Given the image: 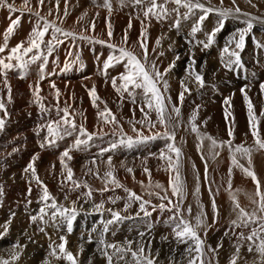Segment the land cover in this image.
<instances>
[{
	"label": "bare ground",
	"instance_id": "obj_1",
	"mask_svg": "<svg viewBox=\"0 0 264 264\" xmlns=\"http://www.w3.org/2000/svg\"><path fill=\"white\" fill-rule=\"evenodd\" d=\"M202 2L209 5V0H202ZM9 3H14L17 11H9L7 7H0V44H3L5 31L11 21L19 19L20 22L14 33L8 38V47L11 48L17 43L27 40L30 32L37 23V17L34 13L38 8L37 0H30L31 12H29L27 6L24 5V0H9ZM97 3L102 4L103 0H68V15L65 17L63 14L64 0H61L59 8L60 18L57 19L55 0H51L50 3L46 0L45 5L40 9L41 16H47L49 20H55L57 25L65 30L83 33L88 37L94 38V40L92 42L80 39L72 40L71 38L65 40L64 43L53 52L52 56L49 57L48 64L44 69L45 79L43 80H40V61L30 65L27 72L23 75H21L18 69L8 72V82L11 85V103L7 102L8 89L4 86L3 77L0 76V97H3L9 112V115L6 118L4 131L0 132V187L3 188V196L0 197V201H2V205H0V222L4 221L1 218L2 214L4 215L5 212L7 213L4 216L5 219L9 218L7 217L8 215L12 217L11 214L15 213V216L12 218L21 217L22 220L25 219L28 221L30 220V215L36 214L42 206L37 203L41 190L36 186L35 182L32 183L31 196L28 195V176L24 173V169L31 161L33 155L39 153V159L36 161L38 175L47 185L50 193L56 197L59 203L68 206H70L72 200H78L77 207L80 209V214L73 221V230L71 233L67 232L66 225L60 224L59 226H56L53 225L51 221L47 225V229L49 230V233L52 234L53 240L56 244L60 242L58 240V237L60 236L58 235H65L68 240L67 247L74 254L78 252L79 245L83 244V252L79 253L78 256L80 264H88L89 259H91L93 263L95 256L98 257L100 254L98 252V233L102 228L100 222L102 219L106 220L110 218V214L107 212H104L103 216H101L94 211L93 205L100 203L101 201L105 202V209L111 208L113 210L121 211L123 215L133 217V219L124 220L118 225L110 226V230L105 236L108 242H123L126 238L129 239L131 235H138L141 231L148 232L149 235L147 237L151 235L152 237L157 236L158 238L162 235H173L172 229L164 223L171 213L167 211L161 212L157 209L152 212L151 217H144L143 213L137 217L135 214L139 211L138 203H133L127 212H123L127 197L123 188H115L114 191L101 193L98 190L104 187L102 180L96 178L93 174L85 175V166L93 167L90 164V161L93 157L99 158V155H95V153L101 152V149L109 148L113 141L118 140L120 138L121 129L125 138L131 136L135 140L137 132L133 131V126L129 121H139L142 119L139 103L135 105L132 104L127 97V93L124 94V99L122 101L120 95L112 87L111 78L118 77L119 74L124 71L123 65L117 64L114 67L109 68L107 70V76H105L104 63L111 54L112 49L107 46V43L95 42L103 40L112 44L121 45L122 38L127 30L129 45L137 55L142 56V50L137 43L141 33V21L144 20L142 10L133 5L132 0H123V4L121 3V0H112V12L109 15L108 10L103 7H97ZM236 3L239 5L242 13H250L252 16L264 19V0H252V4L256 5L255 7H253L248 0H236ZM209 6L220 7V0H210ZM168 7L171 10L175 5L169 4ZM223 7H233L232 0H223ZM49 8H52V15L50 16L48 15ZM179 11L180 15L172 12L163 20H157L153 17L150 20L144 21V27L147 30V44L150 61L156 60L158 67L163 71L167 68V64H170L175 59L176 54H179L181 57L177 62L178 68L174 67L165 77L169 84V90L166 95L171 96L172 103L177 105H179L178 95L182 91L181 84L178 83V81L183 80L185 78L184 76H186L184 74L185 69L182 71L181 66L182 68H186L189 61L190 50L195 53L197 70L203 71L205 86L208 83L211 84V82H214H210V78L214 77L211 74H215L214 72L219 68L221 70L220 74H225L222 75L223 77L227 74L228 76L231 74L230 71L222 69L223 67L221 66V63L218 62L219 64H216L211 58L208 60L211 50L215 51V48H218V46L221 50L233 34L237 33L239 29L245 27L241 22L244 19L242 15L239 19L229 17V19H227L228 22L226 20L224 22V27L216 34L215 43L211 46L213 48L202 51L201 47L195 44V41L205 40L206 34L217 26L219 17L215 13L209 14L208 18L202 25V31L196 33L195 37H193L190 35L193 26V19H195L194 22H196L201 13L196 11L189 18L185 19L183 18V14L186 10L181 8ZM97 13H99V15H97ZM61 20L63 21L62 23ZM177 20H179L178 28L175 27ZM93 22L95 23L94 31L91 27ZM129 22H131V28H129ZM163 22L168 26L167 29L171 28V30H173L171 31L170 39L167 37L170 31L167 35H163V32L161 31L163 30ZM109 24L111 25V30L113 32L111 41H109L107 35ZM170 25H172V27H169ZM254 26L256 29H263L264 23L257 21L254 22ZM180 31H183V33ZM253 32L252 29L246 36L245 44H259V41H256L255 39L256 37L252 38ZM180 33L182 34L179 35L180 37L178 40L180 41H178V43L176 42L177 39H175V37L177 38L176 35ZM254 34L256 33L254 32ZM48 38L49 37L46 36L45 39L47 40ZM158 39L160 40L159 46L156 44ZM252 44L251 47L253 46ZM179 46H181V48ZM153 49H155V51H152ZM254 50L256 53H254ZM252 51V54H254L252 55V58L254 59L252 65L245 61V58L242 57L243 52L241 53V59L244 66L243 68H237L242 72L239 79L233 80L229 83L225 82L227 79H224L223 81V77H217L218 75L215 76L216 84H223L224 86L223 90L225 95H223V97H225V100L228 99L230 101V108L222 102V99H217L218 103H216V100L213 101V98L216 97L214 94L211 95V92L206 90V87L199 88L195 82H192L193 85L191 86L194 87V93H192V96L194 97L197 95L198 97H201H199L198 102L196 101L197 103H195V105H192L189 102L185 103L187 100L184 99V106H182L183 108L181 109V119L186 115L184 117L185 125L193 110H195L200 104L202 106H199L196 120L200 129H202V131L205 130L206 133H209L216 138H226L228 137V129L230 126L229 120L231 119V117L229 120L225 119V111L227 109L232 113V117H234L235 120L234 138L236 137L237 139L236 143L253 144V137L249 129L247 106L244 100V95L241 92V88L248 86L245 90L255 106L256 115L260 120L261 131L264 132V116H260V113L264 111V93H261L260 90V84L263 83L261 82V79L264 78V45L257 48L252 47ZM161 52H163V55H159ZM6 54L7 53L3 55ZM200 58H203L201 62H199V60H201ZM165 61L168 63L166 64ZM181 62H183V64ZM65 63L71 65L66 71L64 70ZM175 75H177L176 77H178V81H176ZM247 77L249 79H247ZM38 80H40V87L42 89L40 95L45 98L43 103L47 107H52L56 104L54 90L50 87L51 82L54 81L57 88L62 93L59 107L63 108L65 102H67L68 105H71L70 111L74 113L77 125L83 124L89 133H100V135L94 136L93 140L89 142L87 147L81 146L80 150L74 149L71 152L73 159L71 161H66L73 169L74 179L86 181L93 189L91 199H87L83 196V193L87 192V189L83 186L73 191H69V189L72 188L70 183H65L63 187L61 185L63 178L61 176L60 156L65 149L70 148L74 144L78 135V129L71 136H65L63 139L57 140L52 146H45L43 149L40 147V143L44 140L47 132L45 129L40 132L39 136H37L36 130L39 126L46 124L49 119H57L58 117L55 108H52L50 113L42 114L38 105L33 102L34 96L32 89H30L29 86L33 85L34 87ZM227 81H229V79ZM93 85L96 86V91L100 98L96 102L98 107L93 106L88 93V89ZM208 87H211V85ZM219 89L221 90V88ZM211 90L212 89H210V91ZM229 92H232L230 93L231 95H229ZM211 97H213L212 100L210 99ZM140 99V96H138L137 100L140 101ZM105 104L107 105V108L111 110V113L115 115L118 124L104 123L103 118L98 117V112L104 109ZM133 109L135 111H133ZM0 116H3L2 112H0ZM151 119L153 121L156 120L155 112L151 113ZM135 127L140 129L144 135H152L153 132L163 131V128L159 125L152 129L153 132H145L147 127H141L138 123ZM114 131L117 133L116 135H113ZM104 133H106V135H104ZM178 140L182 142L181 146L187 150V159L185 160L187 165L184 170L188 176H185V184L188 186L186 187L187 195L183 206L186 210L187 207L191 205L193 213H198L199 211L207 212L206 222L208 225L210 223V225L214 226H212L213 229L209 232V245L218 251V253L213 256L218 258V254L224 256L229 253L228 257H231L235 252L234 245L237 242L236 236L233 235V232L239 234L243 231L245 235H247L249 234L250 229L232 228L231 230H226L229 232L223 230L225 227L224 224H229L231 220L236 218V213L232 211L233 203L230 191L233 190L231 193L236 196L240 206L251 212L257 207L249 199V196H252L255 193L253 192L255 186L249 184L251 181L245 178V174L242 170L233 167L231 176L232 187L231 190H229L228 169L231 167V162H226L225 159H223L224 155L222 156V153L220 160L219 158L213 160L209 155V144L207 143L204 144L202 150L204 155L208 158L207 179H205V163L204 160L201 159V152L197 150L198 140L195 134L191 132L189 124L186 126L183 124L177 129L175 142H178ZM218 140H220V138ZM148 142L150 144L148 146L145 142L133 143L131 147L120 145L113 151V156H115L113 159V165L115 166V175L117 179L128 189L139 195H143L144 199H149L145 194L147 191H161L154 187L156 183H159L165 189H168L169 178L171 175V173L166 170L167 162L159 159V149L157 154L156 152H151L149 155L145 153L148 152V149L152 146L155 147V142L153 140H149ZM13 149L17 150L13 151ZM223 152V154H225L227 151L224 150ZM92 153H94V155H92ZM90 155L92 159H90ZM172 155L173 158H175L174 154ZM82 157L87 158L82 161ZM106 157H108V154ZM119 157L120 161H118ZM121 157L127 158L126 160H123ZM106 159L103 160L106 161ZM147 159L149 160L148 164L146 161ZM122 162L127 167H132L134 172L129 173L126 171V167H121ZM240 162L246 167L248 166L247 160H241ZM97 163L102 175L103 172L107 170L106 164L100 163V160H97ZM149 163L151 166H149ZM252 165L255 172L259 175V178L264 181V152L262 150L253 152ZM145 166L151 171V184L153 186L151 188H149V176L143 171ZM159 166H161L163 170H161ZM152 167L153 169L156 167V170L154 171ZM95 170L96 169L93 168V172H95ZM226 170L227 172H225ZM197 177H199L200 185L198 196L195 194ZM141 181H143V185H141ZM241 184H246V187L240 188V191L237 192L236 187ZM219 187H224V189ZM210 188L211 193L209 191ZM213 192L218 195H214L217 210L219 212L218 216L214 214L212 209ZM65 194L69 196L67 201L64 199ZM168 194L171 195L170 190ZM115 196H119L121 199L117 200L115 204L110 203L108 198ZM193 196L197 197L196 208H194L195 205H192V202L195 201L193 200ZM28 200H31L32 203L28 204ZM86 200L87 202H85ZM151 200L153 204L160 203L155 196H152ZM199 205H203L205 210L201 209ZM148 210L151 211V207H149ZM193 213L192 217L194 218ZM214 218L215 223H213ZM149 225H151L150 229ZM94 228L97 229L96 232L92 231ZM201 230L203 234H205V229L201 228ZM207 230L206 232H208ZM18 231H20V229ZM28 231L27 234L30 237L33 236L31 240L27 238L28 240L23 242L18 240L13 241V237L16 234L12 237V234L10 233H7L6 236L0 238V256L3 253V250H6L4 257H7L13 246L19 242V244L25 248L22 247L19 249L20 257L19 260L16 261V264H35V262H38V264H44L47 256L44 254L43 257L41 253L44 252L43 249H46L49 245L46 246L41 242L38 243V240H34L36 239L34 233L31 235L29 234L32 230L30 229ZM113 231L115 232V235L112 234ZM219 233L226 236L224 242L219 241ZM225 233L228 234L226 235ZM89 234L92 236L91 242H88ZM48 254L49 252H47V255ZM256 255L255 252L249 253L247 251V242H245L244 247L241 248V259L238 264H254L251 261L257 259ZM101 256L102 255H99V257ZM222 256L219 257L218 261H223ZM103 258L105 260V263L103 264H108L106 258ZM53 259L54 258L50 259L51 264L54 262ZM61 260V263L65 261L63 259ZM172 260H175L176 264H186V258L183 256L166 259L163 263L169 264ZM259 260L261 261V259ZM258 264L260 263L258 262Z\"/></svg>",
	"mask_w": 264,
	"mask_h": 264
},
{
	"label": "snow or ice",
	"instance_id": "obj_2",
	"mask_svg": "<svg viewBox=\"0 0 264 264\" xmlns=\"http://www.w3.org/2000/svg\"><path fill=\"white\" fill-rule=\"evenodd\" d=\"M50 3L51 0H48ZM252 4V0H248ZM46 0H37V8L34 15L37 17V23L30 32L26 41H21L17 43L14 47H8V38L14 33L17 25L19 24V19L12 20L10 25L7 27L4 34L3 44H0V76L3 77L4 86L8 89L7 102H12L11 96V85L8 82V72L18 69L23 75L27 72L30 65L40 61V80L45 79L44 69L48 64L49 57L52 56L53 52L64 43L65 40L71 38L72 40H89L92 42L94 38L88 37L83 33H76L74 31L65 30L59 27L55 20H49L47 16H41L40 9L45 5ZM61 0H55V9L57 13V19L60 18L59 8ZM123 4V0H121ZM133 5L141 8L144 20L141 21V33L137 41L140 49L142 50V56L137 55L128 43L127 30L122 38V44H112L107 41L99 40L95 41L98 43H107V46L112 49L111 54L108 56L104 63V74L107 76V70L114 67L117 64H122L124 71L119 74L118 77L111 78L112 87L120 95L121 100L124 99V94L127 93V97L130 99L132 104H138L140 106V112L142 113V119L139 121H129L133 126V131L137 132V137L134 140L133 137L125 136L120 133V138L113 141L109 148L101 149L99 153L100 163L106 164L107 170L101 175L99 171V165L97 163V158L90 161L93 167H86L85 175L93 174L96 178L101 179L104 183V187L99 189L101 193L107 191H114L115 188H123L127 194L126 202L123 208V212H127L133 203L139 204V211L136 212V216L139 217L143 213L144 217H151L152 212L159 209L161 212L167 211L171 213L164 223L172 229V234L177 243L185 244L187 247L184 250L183 256L186 258V264H206L205 253H204V240L201 239L200 230L205 229V235L207 234L206 229L211 227L207 224V217L204 211H199L196 216L192 217V206L189 205L185 210L183 207L184 200L186 199V185L181 176L180 168L182 167V150L175 144L176 131L182 125L181 120V106L185 99V93L191 94V89L189 88V83L195 82L199 88L205 86V78L202 70H197V61L195 59V53L190 50L189 61L186 65L185 71L186 76L181 80L182 91L178 95L179 105L172 103L171 96L166 95L169 90L168 81L165 77L172 71L176 66V61L180 60V55L176 54L175 59L169 64L167 68L163 71L158 67L156 60L149 59V48L147 44V30L144 27V21L155 18L157 20H163L167 18L170 13L174 12L180 15V9H185L183 18L187 19L193 15L196 11H199V15L196 22L191 28L190 35L195 37L196 33L202 31V25L204 21L208 18L209 14L215 13L218 17V23L215 28H213L209 33L206 34L205 40H196L195 44L201 47V50H207L215 43V37L218 32L224 27V22L229 19V17L240 18L241 15L244 19L241 21L245 27L239 29L237 33L233 34L229 41L220 51V63L221 66L226 71H233L237 68H243V62L241 59V53L245 48V38L251 32L254 22L264 23V19L260 17L252 16L250 13H242L236 0H232L233 7H223V0H220V7H214L206 5L202 0H132ZM174 4L175 7L171 10L168 5ZM24 5L27 6L29 12L32 11L30 7V0H24ZM97 7L106 8L109 15L112 12V0H103L102 4L97 3ZM255 7V4H252ZM0 7H7L9 11H17L14 3H9V0H0ZM64 16L68 15V0H64ZM48 15H52V8H49ZM99 15V13H97ZM139 18V17H137ZM63 21L61 20V23ZM92 30H95V23L91 25ZM175 27H179V20L176 21ZM129 28H131V22H129ZM108 38L111 41L113 32L111 30V25L108 27ZM49 37L47 40L45 39ZM157 46L160 45V40L156 41ZM152 51H155L153 49ZM7 53L6 55H3ZM163 55V52L159 53ZM69 63H65L64 70L70 68ZM40 80H38L33 87L30 85L34 96V103H36L41 111V113H50L52 108H55L57 113V119H49L46 124L41 125L36 130L37 136L40 132L46 129L47 135L44 140L40 143V147L43 149L45 146H52L57 140L63 139L65 136H71L78 129V135L75 139L74 144L64 150L60 156L61 163V185L64 186L65 183H70L72 188L69 191H73L80 187L87 189V192L83 193V196L87 199H91L93 194V189L86 181H79L74 179L73 169L69 166L66 161H71L73 159L71 152L75 150H80L81 146L87 147L89 142L93 140L94 136L100 135V133H89L83 124L77 125L75 120V115L71 109V105L65 102L63 108L59 107L60 97L62 93L57 88L55 82H51L50 87L54 90L56 104L52 107H47L43 100L45 99L40 95L42 89L40 87ZM245 88H241V92L244 95V100L247 106L248 122L251 135L253 137V144L246 145V143L234 144V130H235V120L232 117V113L226 109L225 119L229 120V129L227 140H217L210 134L202 133L200 131L199 125L196 123L199 106L193 110L191 116L188 119V124L190 125L191 132L196 134L198 143L197 150L201 152V159L205 163V179H207L208 171V158L203 153V146L205 140L209 141V155L215 160L219 155L217 149L227 148L231 157V167L228 169V189L231 190V176L233 167L241 169L244 174L251 178L255 184V193L249 196V199L257 207L251 212L247 211L245 208L240 206V203L236 196L231 193L230 196L233 203L232 211L236 213V218L231 220L230 224L233 228H244L250 229L249 234L245 235L243 231L239 234L233 232L236 236V244L234 245L235 252L233 256L229 259V264H238L241 259V248L244 247V243L247 242V251L249 253L255 252L261 257L260 264H264V181H262L255 172L252 165V155L254 151L264 150V136L261 135L260 120L258 119L255 106L252 103L250 97L247 94ZM139 90V91H138ZM261 93H264V83L260 84ZM89 97L92 100L93 106L98 107L96 102L100 99L96 86L93 85L88 89ZM140 96V101L137 97ZM225 104L230 108V101L225 100ZM133 111H135L133 109ZM0 112L3 116H0V132L4 131L6 118L9 115L8 109L4 102L3 97H0ZM155 112L156 120L151 119V113ZM62 113V115H61ZM260 116H264V111L260 113ZM98 117L103 118L104 123L118 124V121L111 110L105 107L102 111L98 112ZM140 124L141 127H147L150 131L159 125L163 128V131H156L152 135H144V133L135 127L136 124ZM206 123V122H205ZM117 133L114 131L113 135ZM106 135V133H104ZM163 139L166 141L165 148L159 153V159L167 162V171L173 173L169 178L168 189H165L161 184L156 183L155 188L161 191L153 192L147 191L145 194L149 199H144L143 195H139L136 192L125 187L117 179L115 175V166L113 165V158L111 155L107 157V160L102 159L105 152H111L117 149L120 145H125L131 147L133 143H140L152 139ZM17 149H13L16 151ZM175 158H173V155ZM39 159V153L33 155L31 161L28 163L27 167L24 169V173L28 176V195L32 194V183L35 182L36 186L41 190V194L37 200L38 204L42 206L39 208L38 212L34 215H30V220L33 223L37 221L40 222L38 230L40 232H45V226L51 223L53 225L59 226L60 224L66 225L67 232L71 233L73 230V221L80 214V209L77 207L78 200H72L70 206L61 204L54 197L47 185L38 175L36 161ZM241 160H247L248 166L245 167ZM54 167V166H53ZM121 167H126V171L133 173L134 169L132 167H127L124 163H121ZM195 167V166H193ZM95 168V172H93ZM66 170V176H65ZM143 171L149 176V188L153 187L151 184V171L146 166ZM143 185V181L140 182ZM111 186V187H110ZM169 190L171 195H169ZM211 193V188L209 189ZM237 192L240 190L237 189ZM200 192L199 177H197V185L195 189V194L198 196ZM3 196V188L0 187V197ZM155 196L160 203L153 204L151 197ZM175 198V199H173ZM258 198V199H257ZM64 199L67 201L69 196L65 194ZM121 197H109L108 201L115 204L117 200ZM87 202V200L85 201ZM28 204L32 201L28 200ZM104 201L96 203L93 205L95 212L103 216L104 212L110 214L109 219H102V228L99 231L98 239V251L100 254L106 258L108 264H159V249L153 252L151 241L145 240L146 233L141 231L138 233V239H128L126 238L123 242H108L105 238L106 234L110 230V226L118 225L124 220L133 219L132 216L123 215L121 211L113 210L111 208L105 209ZM2 205V201H0ZM151 207V211H149ZM201 209L203 205H199ZM212 208L216 216L219 215L217 210L216 201L213 195ZM12 217L15 213L11 214ZM47 218V219H46ZM215 223V219L213 221ZM11 224V218L6 221L3 225H0V238L7 235L9 231V225ZM151 225H149V229ZM96 232L97 229H93ZM115 235V232L112 233ZM226 235L228 233H225ZM28 239L31 240L29 236ZM51 240V237L49 238ZM162 240H167V236L161 237ZM92 236L89 234L88 242H91ZM59 243H50L49 256L59 261L61 259L65 260L67 264H80L78 259L79 253L83 252V244L79 245L78 252L74 254L69 248L68 240L65 235L59 237ZM22 245L17 242L12 250L9 252L7 257L0 256V264H15L19 260L20 251ZM111 250V251H109ZM215 252L216 249H211ZM45 264H51L50 260H46ZM88 264H92L91 259H89ZM171 264H176L175 260L171 261ZM210 264V261L208 262Z\"/></svg>",
	"mask_w": 264,
	"mask_h": 264
},
{
	"label": "rangeland",
	"instance_id": "obj_3",
	"mask_svg": "<svg viewBox=\"0 0 264 264\" xmlns=\"http://www.w3.org/2000/svg\"><path fill=\"white\" fill-rule=\"evenodd\" d=\"M195 21V19H193V24L195 23L194 22ZM227 22H228V20H227ZM168 25V24H167ZM174 26V25H173ZM162 27V26H161ZM167 27L168 26H166L165 24H164V22H163V30H161L162 32H163V35H167L168 34V32L170 31V33L168 34V36L167 37H169L168 39H170L171 38V31H173V30H171V28H169V29H167ZM169 27H172V25H170ZM182 27H184V26H182ZM165 28V29H164ZM186 29V28H185ZM253 31L256 33V34H254V32H253V37L252 38H255L256 39V41L258 40L259 41V44L258 45H256V44H252L253 46L252 47H254V48H257V47H262L263 45H264V28L262 29V28H258V29H256L255 28V26H253ZM166 30H168V31H166ZM256 30V31H255ZM259 30V31H258ZM184 31V30H183ZM183 31H180V32H182L183 33ZM263 31V32H262ZM182 33H180V34H178V35H176L177 36V38L175 37V39H177V41L176 42H178V41H180V40H178V38L180 37L179 35H181ZM258 33H260V34H258ZM262 34V35H261ZM261 36V37H260ZM165 37V36H164ZM167 37H165V38H167ZM230 39V38H229ZM245 41H246V39H245ZM179 43V42H178ZM251 44H245V48H244V50H243V54H242V57L243 58H245V61H247L249 64H251L252 65V62H254V59L252 58V55H254V54H252L253 53V51H252V47H251ZM180 45V44H179ZM182 46H183V43H182ZM180 48H181V46H179ZM249 47V48H248ZM211 48H213V47H211ZM246 48H248V49H246ZM210 49V48H209ZM217 49V50H216ZM256 50V49H255ZM254 50V53H256V51ZM217 53H216V52ZM215 51H213V50H211V54H210V56H208L209 58H208V60L211 58V60H213L216 64H219L220 63V48H219V46H218V48H215ZM246 53H245V52ZM210 52V51H209ZM217 54V55H216ZM212 55V56H211ZM213 58V59H212ZM201 60H199V62H201L202 60H203V58H200ZM178 61H176V66L175 67H177V65H178V63H177ZM219 62V63H218ZM165 63L167 64L168 62L167 61H165ZM182 64H183V62H181ZM169 66V64H167V67ZM178 68V67H177ZM181 69H182V71L185 69V67H183L182 68V66H181ZM223 70H225L224 68H222ZM218 72V73H217ZM220 72H221V70H220V68L217 70V71H215L214 73L215 74H211L212 76H214L213 78H210V82L211 81H214V82H211V84L210 83H208L206 86H204V87H206V90H208L209 92H211V95H215L216 97L215 98H213V97H211L210 99L212 100V98H213V101H215L216 100V103H218V100L217 99H222V102L223 103H225V97H223V95H225V92H224V90H223V88H224V86H223V84H220V85H218V84H216L217 82L215 81V79H216V75H218L217 77H223L222 75H225L224 73H221L220 74ZM231 72V74L228 76V74L226 75V76H224L223 77V81H224V79L226 80H228L229 79V81H225V82H231V81H233V80H236V79H239L240 78V75H241V71L240 70H238V69H235V70H233V71H230ZM229 72V73H230ZM173 73V72H172ZM176 74V73H175ZM184 74L186 75V71H184ZM239 74V75H238ZM253 74H254V72H253ZM177 75H175V79H176V81H178V77H176ZM249 76V75H248ZM185 77V76H184ZM255 77H256V75H255ZM247 79H249L248 77H247ZM180 80V79H179ZM256 80V79H255ZM181 81H178V83H180ZM261 82H263L264 83V78H262L261 79ZM213 83V84H212ZM191 85H193L192 83H189V88L191 89V94H188V93H185V100H187L185 103H187V102H189L190 104H194L195 105V103H197L198 102V99H199V97H201V96H197V95H195L194 97L192 96V93H194V87H192ZM211 85V87H208V86H210ZM217 88V89H216ZM219 88H221V90L219 89ZM241 88V87H240ZM210 89H212L211 91H210ZM223 94H222V93ZM230 93H232V92H229V95H231ZM218 94H219V96H218ZM221 95V96H220ZM219 97H221V98H219ZM197 101V102H196ZM199 104V103H198ZM222 104V103H221ZM182 106H184V104L182 105ZM181 106V109L183 108ZM199 106L201 107L202 105H200L199 104ZM186 116V115H185ZM185 116H183L182 117V125L184 124V126H186L187 124H188V122L186 123V125H185ZM263 117V116H262ZM262 120V119H261ZM261 129V128H260ZM147 131H150L148 128L147 129H145V132H147ZM200 131L202 132V133H206V131L204 130V131H202V129H200ZM151 132H153L152 131V129H151ZM154 133V132H153ZM193 133V132H192ZM264 132H262L261 131V135L263 136L264 134H263ZM193 134H195V133H193ZM207 134H209V133H207ZM195 136H196V134H195ZM212 137H214V138H216L215 136H213V135H211ZM218 139L220 138V140H227V138L229 139V137H226V138H221V137H217ZM216 138V139H217ZM217 139V140H218ZM154 142H155V147L154 146H152L151 148H149L148 149V152H145L147 155H149L151 152L152 153H155L156 152V154L158 153V149L161 151L162 149H164L165 148V144H166V141L165 140H163V139H160V138H157V139H152ZM149 141V140H148ZM148 141H144L145 143H146V145L148 146V145H150L149 144V142ZM176 141V140H175ZM207 140H205V142H204V144L205 143H207V144H209V141H207ZM237 142V139H236V137L234 138V140H233V143L234 144H239V143H236ZM179 143V144H178ZM175 144H178V145H176L177 147H180L181 148V150H182V153H183V155H182V167L180 168V172H181V175H182V178H183V180H184V182L186 183V181H185V178L186 177H188L187 176V174H186V171L184 170L185 168H186V159H187V157H186V152H187V150H185V148H183V146H181V144H182V142L181 141H179L178 140V142H175ZM246 145H252V144H246ZM161 148V149H160ZM227 151V152H225V154H223L224 152L223 151ZM184 151V152H183ZM217 151L219 152V154L220 155H218L216 158H219V160H220V158H221V153H222V156L224 155V158L223 159H225V161L226 162H231V158H230V154H229V152H228V149L225 147V148H223V149H217ZM221 151V152H220ZM263 152H264V150H262ZM208 152H209V149H208ZM98 153H100V152H96L95 153V155H99ZM107 154H108V156L109 155H111V156H113L114 154H113V151H111V152H105L104 154H103V158L102 159H106L107 157ZM185 154V155H184ZM226 154H227V156H226ZM92 155H94V153H92ZM147 155H146V157H147ZM106 158H105V157ZM220 156V157H219ZM88 157V156H87ZM86 157V158H87ZM89 157H91V155L89 156ZM88 157V158H89ZM99 157V156H98ZM226 157V158H225ZM86 158H84V157H82L81 159H82V161H83V159L85 160ZM95 157H93V159H94ZM97 158V157H96ZM113 159L115 158V156H113L112 157ZM122 158V157H121ZM126 158L127 157H123L122 159L123 160H126ZM228 158V159H227ZM90 159H92V157L90 158ZM97 160H100V158H97ZM107 160V159H106ZM118 161H120V157H119V159H118ZM147 161V164H148V159L146 160ZM162 163V162H161ZM243 164V163H242ZM149 166H151V164L149 163ZM246 167V166H245ZM159 168L161 169V170H163L162 168H161V166H159ZM152 169H153V167H152ZM239 169V168H238ZM154 171L156 170V167H154V169H153ZM239 170H241V169H239ZM169 172V171H168ZM225 172H227V170L225 171ZM171 175H174L173 173H171ZM258 175V174H257ZM186 176V177H185ZM258 177H259V175H258ZM168 178H169V173H168ZM245 178H247V180H250L251 181V183H249L251 186H255V184H254V182L251 180V178L250 177H248V176H246L245 175ZM186 185V184H185ZM188 186V185H187ZM186 186V187H187ZM243 187H246V184H241V185H239L238 187H236V189H240V188H243ZM219 188H221V189H224V187H219ZM220 189V190H221ZM254 189H255V187H254ZM254 189H253V192H255L254 191ZM231 191H233V190H231ZM226 192V191H225ZM214 193V192H213ZM192 194V193H191ZM186 195H187V192H186ZM213 195H215V196H218L217 194H213ZM192 196V195H191ZM194 197V198H193ZM192 198H193V200H195V201H193L192 202V205L194 206V208H196V199H197V197L196 196H193ZM184 203H185V201H184ZM184 207V206H183ZM185 209V208H184ZM203 210H205L204 208H202ZM213 209V208H212ZM205 212V211H204ZM193 213V212H192ZM7 213L5 212V214L3 215L2 214V220H4V221H2V222H0V225H3L6 221H8L10 218H11V224L9 225V231H8V233H10V234H12V237L14 236V234H16L14 237H13V241H20V242H23V241H27L28 239V237L27 236H29L28 234H27V232H29L28 230H32V231H30V235L31 234H33L34 233V235H35V237H36V239H34V240H38L39 242L38 243H42L43 245H50V243H52V242H55L54 240H53V236H52V234L51 233H49V230L47 229V226H45V232H40L39 230H38V228H39V226H40V223H39V221H37L36 223H33L32 221H30V220H25V219H21V217H15V218H12V217H10L9 215L7 216V217H9V218H7V219H5L4 218V216L6 215ZM197 213L196 212H194L193 213V216L195 217V215H196ZM206 216H207V212H206ZM216 218V217H215ZM214 218V219H215ZM25 220V221H24ZM27 221V222H26ZM15 224V225H14ZM24 224V225H23ZM230 224V223H229ZM229 224H224L225 225V227L223 228V230H231L233 227H231V225H229ZM209 225H210V223H209ZM27 226V227H26ZM213 225H211V227L210 228H207L206 230L208 231L207 233L208 234H206V236H205V234H203V232H202V230H200V236L201 237H203V238H201V239H205L204 240V253H205V261H206V264H208V262L210 261V264H229V257H228V255H229V253H227V254H225L224 256H222V254L221 255H219L218 254V258H215L213 255L214 254H216V253H218V251L216 250L215 251V253L213 252V251H211V249H215V248H212L210 245H209V239H210V237H208L209 236V232L213 229V227H212ZM11 227H13V228H11ZM14 229V230H13ZM20 229V231H18V230ZM34 230V231H33ZM0 231H2V229H0ZM18 232V233H17ZM21 232V233H20ZM139 232V231H138ZM145 232V231H144ZM226 232H229V231H226ZM146 233V232H145ZM27 234V235H26ZM167 234V233H166ZM201 234H203V235H201ZM149 235V233L147 232L146 233V237ZM168 235V234H167ZM219 241H222V242H224L225 241V239H226V236L225 235H222L221 233H219ZM58 236H61V235H58ZM163 236H166V235H162L161 237H163ZM173 235H169V236H167L168 237V239L167 240H162L161 239V237H158L157 238V236L156 237H152L151 235L149 236V237H145V240L146 241H148V240H150V241H152V243H151V245H152V249H153V252H155V250H157V249H159V264H162L166 259H172V258H176L177 256H183V254H184V250H185V247H187V245H185V244H180V243H177V241L174 239V237H172ZM205 236V237H204ZM33 237V236H32ZM31 237V238H32ZM51 237V240L49 239ZM40 238V239H39ZM221 238V239H220ZM98 239H99V236H98ZM129 239H133V240H135V239H138V235H131L130 237H129ZM58 240H59V237H58ZM34 242V241H33ZM208 242V243H207ZM25 243V242H24ZM26 244H27V242H26ZM25 248V247H24ZM23 248V249H24ZM210 248V249H209ZM86 249H87V246H86ZM48 250H50V248H49V246H47V248L46 249H43V251L44 252H42L41 253V255L43 256L44 254H45V256H47V258H46V260L48 259V260H50V259H52L50 256H49V254L47 255V252H50V251H48ZM99 252V251H98ZM209 252V253H208ZM100 253V252H99ZM4 254H6V250H3V253L1 254V256H4ZM207 254V255H206ZM88 255V254H87ZM86 255V256H87ZM99 255H101V254H99ZM99 255H98V257H99ZM258 255V254H257ZM256 255V257H257V259H253L251 262H253L254 264H258V262L260 263V260L259 259H261V257L258 255L257 256ZM86 256H84V257H86ZM220 256H222L223 257V261H218L219 260V257ZM44 257V256H43ZM82 257H83V255H82ZM97 256H95V258L93 259L94 260V262L92 263V264H103V263H105V260H104V258L102 257H99L98 258ZM184 257V256H183ZM255 257V256H254ZM255 257V258H256ZM99 259V260H98ZM101 259V260H100ZM211 259V260H210ZM215 259H216V261H215ZM45 260V261H46ZM54 260V262L52 263V264H67V262L66 261H64L63 263H61V261L59 260V261H57V260H55V259H53ZM103 260H104V262H103ZM226 260V261H225ZM256 260V261H255ZM44 261V260H43ZM96 261V262H95ZM215 261V262H214ZM15 264H16V262H15ZM33 264V263H32ZM35 264H38V262H35ZM44 264H45V262H44ZM163 264H167V263H163ZM169 264H171V261L169 262Z\"/></svg>",
	"mask_w": 264,
	"mask_h": 264
}]
</instances>
